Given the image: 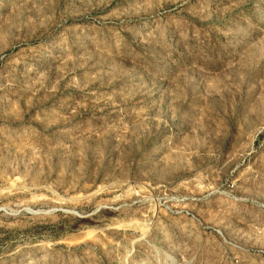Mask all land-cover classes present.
Returning a JSON list of instances; mask_svg holds the SVG:
<instances>
[{"label":"rangeland","instance_id":"1","mask_svg":"<svg viewBox=\"0 0 264 264\" xmlns=\"http://www.w3.org/2000/svg\"><path fill=\"white\" fill-rule=\"evenodd\" d=\"M0 264H264V0H0Z\"/></svg>","mask_w":264,"mask_h":264}]
</instances>
